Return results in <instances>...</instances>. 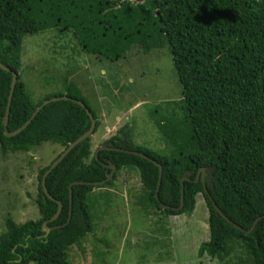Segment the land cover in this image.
Wrapping results in <instances>:
<instances>
[{
    "label": "trees",
    "instance_id": "trees-1",
    "mask_svg": "<svg viewBox=\"0 0 264 264\" xmlns=\"http://www.w3.org/2000/svg\"><path fill=\"white\" fill-rule=\"evenodd\" d=\"M41 33L46 34L44 43L55 37L56 46L65 45L66 54L71 53L67 61L83 52L102 63L123 60L137 46L143 55L168 48L183 87L178 102L183 117H163L158 111L152 115L167 142V152L138 145L124 137V129L103 142L106 147L145 154L162 166L158 199L159 168L155 163L120 151L102 150L96 155L90 137L46 179L49 193L63 204V211L49 223L60 228L45 234L43 224L54 217L58 204L45 197L43 175L90 129L91 120L77 102L59 100L46 105L19 134L6 136L3 120L12 72L18 78L9 132L23 127L45 100L64 95L82 101L93 113L97 121L94 134L101 123L80 88L67 79L64 93L42 94L37 103L31 98L22 79L23 44L25 38ZM68 40L74 44H64ZM0 62L11 70L0 68L1 153H26L45 143L64 147L39 170L36 203L40 218L17 223L8 215L4 221L0 264H71L73 248L83 249L86 237L96 229L94 190L112 187L123 169L138 172L142 187L137 204L146 214L192 217L197 196L204 197L210 240L200 246V258L207 255L224 264L237 253L240 263L264 264V0H0ZM51 84L49 80L47 85ZM111 164L117 167L112 181L101 186L86 184L106 180ZM202 167L211 168L208 177L212 183L207 182V190L213 201L244 231L224 219L202 182H195ZM188 173L190 181L184 182V205L179 209L182 180ZM74 182L85 184L73 186V212L67 224L69 189ZM258 218L261 220L252 230ZM99 256L96 253V259Z\"/></svg>",
    "mask_w": 264,
    "mask_h": 264
},
{
    "label": "rangeland",
    "instance_id": "rangeland-1",
    "mask_svg": "<svg viewBox=\"0 0 264 264\" xmlns=\"http://www.w3.org/2000/svg\"><path fill=\"white\" fill-rule=\"evenodd\" d=\"M45 35L27 37L23 44L22 79L34 102H39L45 93H64L67 79L80 88L99 117L101 126L92 135L97 148L124 129V137L138 145L167 152V142L152 115L158 111L163 117H183L178 107L183 87L167 47L143 55L137 46L127 58L113 62L101 63L96 56L84 52L73 54L67 61L71 53L66 54L65 45L56 46L55 37L44 43ZM49 80L51 85H47ZM107 127L112 132L108 133ZM63 150V146L53 143L26 153L2 154L0 150V235L8 215L17 223L40 218L36 203L39 170ZM141 187L138 172L123 169L112 187L94 190L96 229L86 237L83 249L73 248L71 264H223L207 255L198 256L200 246L210 240L209 211L201 194L192 217L158 218L153 212L146 214L137 204ZM224 264L245 263H240L235 253Z\"/></svg>",
    "mask_w": 264,
    "mask_h": 264
},
{
    "label": "water",
    "instance_id": "water-1",
    "mask_svg": "<svg viewBox=\"0 0 264 264\" xmlns=\"http://www.w3.org/2000/svg\"><path fill=\"white\" fill-rule=\"evenodd\" d=\"M0 68L3 69L4 71H7V72H11V70L6 67L4 64H2L0 62ZM13 73V78H12V83H11V90H10V95H9V100H8V105H7V109H6V113H5V116H4V120H3V125H4V128H5V134L6 136L8 137H12V136H16L17 134H19L23 129H25L30 123L31 121L35 118V116L46 106L48 105L49 103L51 102H54V101H59V100H71V101H74V102H77L81 107H83L85 110H86V113L88 114V116L90 117V120H91V127L88 131H86L81 137H79L75 142L71 143L59 156L58 158L51 164L50 168L45 172V174L43 175V178H42V188H43V192L45 194V197L49 198L50 200L52 201H55L57 204H58V210L56 212V214L54 215V217L52 219H50L49 221H46L44 224H43V231L45 232L46 235H48L52 230L54 229H59L60 226H56V227H50L49 226V223L51 222H54L56 221L62 211H63V204L57 200H55L51 194L49 193L47 187H46V179L47 177L49 176V174L82 142H84L86 139L90 138L94 132H95V129H96V125H97V122H96V119L94 118L93 114L91 113V111L85 106V104L82 102V101H78V100H75V99H72L68 96H62V97H53V98H50V99H47L45 100L36 110L35 112L33 113L31 119H29L25 125L23 127H20L19 129L13 131V132H9L7 130V127H8V123H9V116H10V110H11V103H12V99H13V93H14V90H15V86H16V83H17V78H18V74L15 73V72H12ZM102 150H112V151H120V152H124V153H131V154H134V155H138L140 157H143V158H146L150 161H152L153 163L156 164V166H158L159 168V179H158V184H157V194H156V198L158 199V191L160 189V185H161V180H162V175H163V169H162V166L157 163L156 161H154L153 159H151L150 157H148L147 155L145 154H142V153H138V152H134V151H129V150H126V149H122V148H114V147H111V146H103V147H100L97 151H96V155H98V153ZM109 168L111 169V173L110 175L107 177L106 180L104 181H101V182H94V183H86L88 185H93V186H101V185H104L110 181L113 180L114 178V175L117 171V167L114 165V164H111V165H108ZM209 173L211 174V168H201L196 176V179H195V182H198L199 180L202 182L203 186H204V189H205V192L206 194L208 195V197L211 199L212 203H213V206L215 207V210L224 218L226 219L229 223H231L234 227H236L237 229L241 230V231H244V229L242 227H240L239 225L233 223L231 220H229L228 217H226L221 209L216 205V203L213 201L212 197L210 196L208 190H207V182L208 183H212V179L210 177H208ZM190 174L188 173V176L184 177L183 180H182V189H181V197H180V207L179 209L183 208V205H184V182L185 181H190V178H189ZM78 184H85V183H82V182H74L70 185V189H69V218H68V222L67 224L71 221V218H72V212H73V208H72V205H73V186L74 185H78ZM162 208L164 209H168L170 208L169 206L165 205V204H161ZM261 220V218H258L256 220V222L254 223L253 227H252V230L254 229L255 225L257 224V222ZM251 230V231H252ZM250 231V232H251Z\"/></svg>",
    "mask_w": 264,
    "mask_h": 264
},
{
    "label": "crops",
    "instance_id": "crops-1",
    "mask_svg": "<svg viewBox=\"0 0 264 264\" xmlns=\"http://www.w3.org/2000/svg\"><path fill=\"white\" fill-rule=\"evenodd\" d=\"M107 128H109V127H107ZM97 149H99V148H97V144H96V143H93V149H92L93 152H94V151H97Z\"/></svg>",
    "mask_w": 264,
    "mask_h": 264
},
{
    "label": "clouds",
    "instance_id": "clouds-1",
    "mask_svg": "<svg viewBox=\"0 0 264 264\" xmlns=\"http://www.w3.org/2000/svg\"><path fill=\"white\" fill-rule=\"evenodd\" d=\"M64 96H66V95H64ZM69 97V96H68ZM73 99V98H72ZM76 100V99H75ZM78 101H80V100H78ZM92 113V112H91ZM93 114V113H92ZM97 122V121H96ZM120 131V130H119ZM107 132L108 133H110V132H112L109 128H107ZM92 137V136H91ZM114 137V136H113ZM101 147H103V146H101ZM105 147V146H104ZM100 148V147H99ZM98 150V149H97Z\"/></svg>",
    "mask_w": 264,
    "mask_h": 264
}]
</instances>
